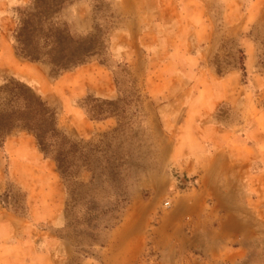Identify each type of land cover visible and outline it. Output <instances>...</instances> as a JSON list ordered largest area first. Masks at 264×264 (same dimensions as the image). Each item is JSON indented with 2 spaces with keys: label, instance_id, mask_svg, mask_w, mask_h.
<instances>
[{
  "label": "rangeland",
  "instance_id": "obj_1",
  "mask_svg": "<svg viewBox=\"0 0 264 264\" xmlns=\"http://www.w3.org/2000/svg\"><path fill=\"white\" fill-rule=\"evenodd\" d=\"M26 22L42 53L56 27L97 52L63 71L46 56L28 60L17 38ZM9 46L49 71L25 68L40 75L32 86L5 69L0 109L16 108L8 89L24 85L56 109L77 148L66 179L46 156L61 186L58 226L44 209L34 220L25 168L0 137V215L37 240L16 253L0 236V264H264V0H0V49ZM223 144L235 181L218 199L203 184L216 171L198 155ZM222 242L244 258L214 262Z\"/></svg>",
  "mask_w": 264,
  "mask_h": 264
},
{
  "label": "crops",
  "instance_id": "obj_2",
  "mask_svg": "<svg viewBox=\"0 0 264 264\" xmlns=\"http://www.w3.org/2000/svg\"><path fill=\"white\" fill-rule=\"evenodd\" d=\"M40 65L27 64L26 61L16 55V52L11 46L6 47L4 50L0 49V77H2V72L6 73V70L10 69L14 75L22 78L23 80L29 82L30 85L34 86V84L36 85L37 83V80L34 77L40 81V75H38L39 77L37 74L30 75L27 70L25 71V68L38 69L41 74L44 75L42 78L44 79L45 76L48 77L47 72L49 70L47 66ZM55 88H57V86H55ZM63 95L64 99L66 100V105L70 106V109L74 110L75 112L80 113L76 104H73V98L67 97V91H65L62 96ZM82 114V123H90L87 121V117ZM78 131L80 133V128ZM4 147L8 150L10 157L13 158V164L22 166L25 168V171L32 172L30 175L23 171L20 178L22 183H26V187L30 189V197L32 199L30 212L34 215V220L38 219V216L35 215L44 209V211L52 215L50 216L49 220H52L55 222V224L61 226L63 224L62 215L59 212L61 208H57V206H55L56 202L53 201V199L58 196L61 191L60 182L59 180L57 181L53 163L48 157H46V155H44L38 146L35 136L29 132L19 133V136L15 134L8 135L4 142ZM198 159L203 162L202 164L205 166L207 171L210 173L216 171V173H214L215 175L209 174L203 180L204 187L206 186L208 190H211L212 193L218 197V199L231 197L229 194L234 190L233 182L235 180L233 178L230 180L228 179V160H230L228 158V144L217 146L214 151L209 153L201 152L198 155ZM217 167L222 168V170H214L217 169ZM212 176L214 177L213 179H211ZM4 217V214L0 215V231H4V233L0 234V236L3 237L6 233L7 236L5 235V237L8 238L4 245L16 253L19 252L20 248H24L26 244L29 249L33 250V248L36 247L37 240L34 241L32 238H30V241L27 242L25 238L27 229L31 227L26 226V224H24V222L15 215L6 214V217L12 221L7 219L4 222ZM28 233L32 232L29 231ZM44 244H49V246H51L53 244L52 238H45ZM222 246L226 247L220 249L218 254L219 256H214V262L216 259L218 260L221 258L231 260L232 262H239L245 256L243 247L236 246L231 249L229 248L228 243L223 244V242ZM38 248L39 247L36 249L38 250ZM41 253H45V250L40 251L38 254ZM38 254L36 253L34 257L30 259H42L40 256H38Z\"/></svg>",
  "mask_w": 264,
  "mask_h": 264
},
{
  "label": "trees",
  "instance_id": "obj_3",
  "mask_svg": "<svg viewBox=\"0 0 264 264\" xmlns=\"http://www.w3.org/2000/svg\"><path fill=\"white\" fill-rule=\"evenodd\" d=\"M28 26L27 22L24 23L17 35L18 50L28 60H39L46 56L57 70L63 71L83 64L90 55L97 52L95 47L85 48L83 42L75 41L68 29L56 27L45 36L47 42L54 43V48L42 53L39 41L43 36H36ZM243 70L245 72L244 67ZM8 92L15 97L11 100L21 101L16 108L0 109V137H7L17 127L32 133L44 155L55 160L60 174L66 179L69 173V148H75L76 151L77 146L59 127L56 109L24 85L15 84Z\"/></svg>",
  "mask_w": 264,
  "mask_h": 264
},
{
  "label": "built area",
  "instance_id": "obj_4",
  "mask_svg": "<svg viewBox=\"0 0 264 264\" xmlns=\"http://www.w3.org/2000/svg\"><path fill=\"white\" fill-rule=\"evenodd\" d=\"M165 205H166V206L170 205V201H166V202H165Z\"/></svg>",
  "mask_w": 264,
  "mask_h": 264
}]
</instances>
